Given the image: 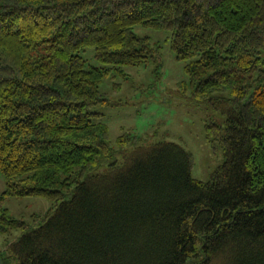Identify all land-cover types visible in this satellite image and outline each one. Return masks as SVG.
<instances>
[{
    "label": "trees",
    "instance_id": "1",
    "mask_svg": "<svg viewBox=\"0 0 264 264\" xmlns=\"http://www.w3.org/2000/svg\"><path fill=\"white\" fill-rule=\"evenodd\" d=\"M136 25L171 30L192 98L225 115L206 123L224 149L208 181L169 140L88 172L113 154L101 83L162 61ZM0 171V231L23 230L3 264H264V0H0ZM8 195L54 205L28 229Z\"/></svg>",
    "mask_w": 264,
    "mask_h": 264
},
{
    "label": "rangeland",
    "instance_id": "2",
    "mask_svg": "<svg viewBox=\"0 0 264 264\" xmlns=\"http://www.w3.org/2000/svg\"><path fill=\"white\" fill-rule=\"evenodd\" d=\"M135 32L148 36L162 55L160 64L153 60L142 65L124 66L125 75L116 73L107 77L100 85L110 103H98L91 110L101 114L97 120L108 125L113 154L105 156L88 172L104 170L112 161L121 163L124 150L134 146L169 140L177 142L191 151L195 158L192 176L208 181L211 174L223 162L224 149L214 146L206 137V123L215 120L224 123L225 115L209 103L192 98L191 80L186 71L187 61L179 59L172 48V32L169 29L136 25ZM89 65L105 66L95 57L92 47L81 52ZM118 84V85H117ZM128 140L120 146L118 139ZM134 136L141 137L135 138ZM7 188V181L0 171V194ZM4 205L9 213L27 223L28 229L37 227L54 201L44 196L8 195ZM23 230L11 228L0 231V253H9L12 242L17 241Z\"/></svg>",
    "mask_w": 264,
    "mask_h": 264
},
{
    "label": "water",
    "instance_id": "3",
    "mask_svg": "<svg viewBox=\"0 0 264 264\" xmlns=\"http://www.w3.org/2000/svg\"><path fill=\"white\" fill-rule=\"evenodd\" d=\"M0 264H3V260H2L1 255H0Z\"/></svg>",
    "mask_w": 264,
    "mask_h": 264
}]
</instances>
